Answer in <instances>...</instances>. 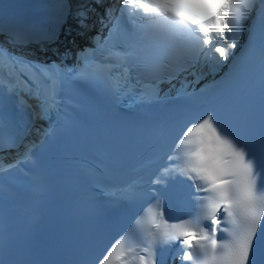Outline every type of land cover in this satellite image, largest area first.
I'll list each match as a JSON object with an SVG mask.
<instances>
[{
    "label": "snow or ice",
    "instance_id": "snow-or-ice-1",
    "mask_svg": "<svg viewBox=\"0 0 264 264\" xmlns=\"http://www.w3.org/2000/svg\"><path fill=\"white\" fill-rule=\"evenodd\" d=\"M96 3L103 6V0ZM116 4L106 6L100 18L101 24L105 19L115 21L108 36L98 49L90 50V55L79 56L83 70L75 77L114 96L139 90L144 97L153 98L165 77L171 82L185 73L196 76L199 82L202 73L197 69L201 65L215 73L234 63L241 33L254 12L264 20V0H116ZM77 15L80 25L87 27V12ZM124 21L132 29L126 39L121 37L126 31L121 26ZM151 36L176 47L148 43ZM260 55L264 60V48ZM134 69L148 71L152 79L145 82L133 75ZM69 79L55 62L31 61L0 45V98L34 99L38 118L59 114L60 97ZM185 145L192 147L186 150ZM31 153L29 147L6 166L0 161V172L17 167ZM162 160L159 175L150 183L160 184L162 176L182 175L191 182L185 186L191 189L190 196L199 209L211 211L206 215L198 211L169 223L159 200L142 206L140 214L113 240L97 249L92 264H156V249L164 244L178 245L181 264H264V160H257L252 148L229 131L212 109L194 114L171 131ZM138 188L137 181L121 187V198L135 202ZM202 192L211 195H197ZM157 208L164 225L160 238L151 232L146 234L150 239L134 237L145 216H155ZM221 208L226 216L218 219L216 213ZM209 217L210 229L203 224ZM218 232L228 238L218 239Z\"/></svg>",
    "mask_w": 264,
    "mask_h": 264
},
{
    "label": "bare ground",
    "instance_id": "bare-ground-1",
    "mask_svg": "<svg viewBox=\"0 0 264 264\" xmlns=\"http://www.w3.org/2000/svg\"><path fill=\"white\" fill-rule=\"evenodd\" d=\"M67 42H68V46H71L72 45L71 42H70V40H68Z\"/></svg>",
    "mask_w": 264,
    "mask_h": 264
}]
</instances>
